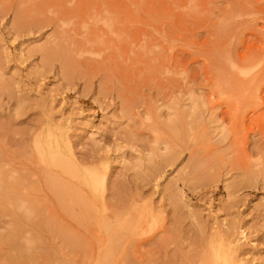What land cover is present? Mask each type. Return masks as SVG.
Wrapping results in <instances>:
<instances>
[{"label":"rangeland","instance_id":"rangeland-1","mask_svg":"<svg viewBox=\"0 0 264 264\" xmlns=\"http://www.w3.org/2000/svg\"><path fill=\"white\" fill-rule=\"evenodd\" d=\"M0 195V264H264V0H0Z\"/></svg>","mask_w":264,"mask_h":264},{"label":"bare ground","instance_id":"bare-ground-1","mask_svg":"<svg viewBox=\"0 0 264 264\" xmlns=\"http://www.w3.org/2000/svg\"><path fill=\"white\" fill-rule=\"evenodd\" d=\"M62 134L60 133L59 137H56V136L52 137L50 135H47L43 140H40L37 143V151L39 150V154L38 155L41 156V161L46 163L48 167H55V168H58L61 171L67 173V174H71V176H74L80 183L84 184L85 186H88L89 188L103 190L105 188L106 178L104 177L103 174H100V172H96V170H91V171H89L88 173H85V174H84V172L82 173L81 171L80 172H76V174L73 173V172H75L74 171V167L72 166V163L67 159V155L71 154V145L69 144L70 142L67 140V138L64 135H62ZM82 162H84V161H82ZM48 174H50V173H48ZM56 174H55V176L57 177L58 174L57 175ZM52 175L50 174V176L48 175L49 176L48 177L47 174H46V176L48 177L47 180L50 177H52ZM53 178H51V179H53ZM58 178H60V176ZM58 178L55 181H57V180L59 181V180L62 179V178H60V179H58ZM61 181L65 182L66 180H61ZM51 185H52V183H51ZM51 185H49V186H51ZM52 186L54 188L56 187L55 189H57V191L59 192L58 193L56 190H54L53 191L54 193L56 191L57 195L61 194V196L63 195L64 197H67V194H64V193H66L68 191H67L66 188H64L63 185H61L59 183L58 185L57 184H53ZM52 186L50 187V189L52 188ZM67 187H68V185H67ZM64 189H66V192L64 191ZM68 189H69V193H70V188H68ZM2 191H3V189H2ZM71 193H73V191ZM74 194H72V195H74ZM63 196L61 197V199L63 198ZM69 196H70V194H69ZM74 196H76V195H74ZM0 198H1L0 200H2L3 197H0ZM67 198H69V197H67ZM74 199L76 201L79 199V201H80L82 198L81 197H79V198L77 197V199H76L75 197H73V201H75ZM4 200H3V202H4ZM82 201H81V203H83ZM59 202L60 201H58V203ZM64 203H65L64 205L66 207L67 204H66V202H64ZM74 203H76V202H74ZM83 204H85V203H83ZM83 204L79 203V205H83ZM85 205H87V204H85ZM68 206L69 205H67V207ZM88 206H89V204H88ZM83 207H86V206H83ZM86 209H88V208H86ZM65 210H66V208H65Z\"/></svg>","mask_w":264,"mask_h":264}]
</instances>
